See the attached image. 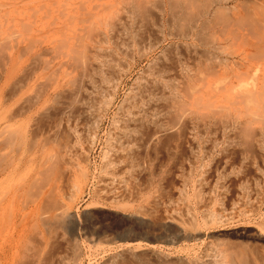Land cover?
<instances>
[{
  "label": "rangeland",
  "instance_id": "1",
  "mask_svg": "<svg viewBox=\"0 0 264 264\" xmlns=\"http://www.w3.org/2000/svg\"><path fill=\"white\" fill-rule=\"evenodd\" d=\"M126 1L125 0H0V57L2 56V58L0 59V64L2 63L1 62L2 59L5 60V59H8L9 56H13V58H14V70L13 71L16 72V74H17V75L15 74L13 76L14 78H11L10 80H8L7 83L2 82V81H5L3 78H1V80H0V90H1V92H0V120L2 119V121H0L1 122L0 127L2 125L5 126V125L9 124L6 127L9 126L10 129L19 128V129H15L18 131V132L16 131V133H17L16 136H17L19 133L23 132L24 128L27 125H29L30 127H33L35 125V123H37V121H39L38 115L29 119L28 112H26V114L24 113L23 115H20V116L17 115L16 119L12 116H14L16 111H18V109H20V108H18L19 106L21 108L27 106L26 104L22 103V102H27L26 98L30 99L29 97L35 96L36 94L38 95L39 91L41 90V87H43L44 84L52 83L53 78L55 76V73H60V71L62 72V70H65V69L71 70L70 68H67L69 65L72 64L71 63L72 61L68 60L69 58L71 59V56L67 57L68 59L65 57V56H68L67 53H69L68 49L70 46L76 47L78 43H80V42L82 43V41H83L82 44L86 43L85 45L86 46L88 45V47H89V48L88 47L87 48L89 50H91L90 46L92 45L93 41L90 38H92L96 34L95 35L93 34V36L91 35L92 37L90 36V38H89V36H87L89 34L85 31L88 28L87 29L84 28L85 30L84 29L83 30L85 32H82L83 30H81L80 28L84 27V26H81V25H83V24L89 25L88 23H93V21L94 22L98 21L97 23H104V22H108L111 19L110 21H112V22L115 21L118 23V24L115 22L113 23L114 24L113 25L114 31L112 33L115 34L114 36H116V37L118 36L119 40H121L120 37H122L125 33H126L124 35L125 38L124 39L122 38V40H124V41H125V39L127 41L128 39L138 37V35L140 33L141 34L143 33L142 35H144V36L150 35L151 37L153 34L154 37L159 38L161 34H160V32H158V30H155V29H158L157 25H156V24H158V22L155 19L160 18L159 17V10H158L159 6H157L159 1L157 0L158 1L157 2L156 0H151L154 3V4H152V2H151L152 7L150 5V2L149 3L147 2L148 4H145V1H144L143 3L145 5H143L144 7L142 6L143 7V9H142L140 7V5H142V4H139L140 0H136L139 4V7H140V8H138V6L136 5L137 9L139 10L138 11L136 9L138 14L136 13V10H134L135 5L132 4V2H135V4H137L136 1H132V0L130 1L129 0L131 2V3H129L130 6L127 5L128 3ZM142 1L143 0H141V3H142ZM154 1H156V2H154ZM155 4H156V6H155ZM131 6H132V8L129 9V7H131ZM148 6L150 7L148 9L152 8L151 9L152 11L151 10L150 11L145 10L146 7H148ZM153 6L155 7L156 11H153V9H154ZM157 7H158V9H157ZM87 10H89V14L88 15L85 14L86 16H84V13H86L85 11H87ZM131 10H132V12H131ZM144 10L146 11L145 13H147V14L149 13L150 16L155 14V13L157 14V12H158L156 18L152 19L153 21L155 20V22H153L152 20L151 21L147 20L148 18L145 17L147 14L143 13ZM129 12L131 14H134V12H135V14L130 15ZM141 12L143 13V15H145V16H143V17H145V19L142 17V15H140ZM81 13L83 14V17H82ZM129 16H131L132 19H131V17L129 18ZM134 16H136V17H134ZM153 17H155V15ZM151 18H152V16H151ZM151 18H149V19H151ZM105 19H106V21H105ZM107 19H109V20H107ZM99 20L101 22H99ZM82 21H83V24H82ZM84 21H86V22H84ZM130 21L132 22V24H129ZM146 21H149L150 23H148V22L146 23ZM112 22H109V23H112ZM133 22H136L138 24V26L135 23L134 24L135 27H134ZM122 23H123V25H122ZM141 24L142 25L146 24V26H147V24H149L152 29L150 28V26H147L148 28H145L146 27L145 25L142 28V27H140V26H142ZM214 24L213 23L211 24V27L213 28L211 30H213V31L210 32V29L209 30L207 29L208 31H205V34L208 37H205V35H204V38H205L204 41L209 39L210 42H212V40H215L214 42H216L218 38L220 40L219 36L222 35V37H221L222 40L219 42L217 41L219 44L217 42H216L217 44L212 42V46L214 44V46L222 45V46L228 47L227 44H229V43L227 41L229 40V42H231V44L232 43L234 44V47H233V44H232L233 48L230 47L231 45H229V48H231V49L228 48L227 50L229 52H231L230 50H232V49L234 50L236 47L235 45H237L236 44L237 40L231 38L234 40V42L236 40V43H234L233 40H231V39H227V41L225 43V40H224L225 38L223 37L224 35L220 31V29L222 30L223 27L220 25V23L218 24V22H216V24H218V25H216V24L214 25ZM118 25H120V26L122 25V26L119 27ZM117 26H118V29H121L124 32L126 29V32L124 33L121 30L116 29ZM152 26H155V27H152ZM179 26H180L179 24H176L177 28H175V29L178 30ZM122 27L123 28L125 27V29H123ZM138 27H139V29H137ZM128 28H130V29H128ZM214 28H215V30H214ZM216 28H218V29H216ZM134 29H137L138 32H135L137 30L132 31ZM79 30L82 33H86V34L85 35L83 34L84 37L79 39V40H81L80 42L76 41V44H74L75 43L74 37L78 33L76 31H79ZM116 30H118V31L116 32ZM128 30L132 31V34L134 37L132 36V34H129L131 32ZM140 30L143 32H141ZM166 30H168V29H166ZM88 31L90 33L89 29H88ZM120 31L122 32V34L120 33ZM155 31H157V32H155ZM73 32H74V35L72 36ZM81 32H79L80 36H82ZM91 32L96 33L94 31H91ZM209 32L210 33H212V32L218 33L217 35L215 34L216 36H214V37L218 36V38L214 39L213 34L210 35ZM79 33H78V35H79ZM136 33H139V34L134 35ZM154 33L156 35L158 34V36H156ZM117 34H119V35H117ZM141 34H140V36H141ZM78 35L75 38H77ZM126 35H128L129 37L127 36V38H126ZM148 36L145 37V39H146L145 45L146 46L148 45L147 41L151 40L153 42L152 39L154 38V37H152V39H151V37L150 36L148 37ZM209 36H212L213 39L211 40ZM68 38H69V43H67V44L65 43L66 41L63 42L64 44L59 42V41H63L62 39H64V40L66 39L68 42ZM141 38H143V37L141 36ZM148 38H150V39H148ZM70 39L74 41V42L72 41L73 45L71 44ZM154 40H155V38H154ZM173 40L171 39L172 42L168 41V42H165V44L163 43L164 45H160V47H156L155 49H152V51L147 49L148 50L147 51L148 56H146L145 61H144L145 58L140 59L141 61L138 58H136L137 61L134 64V66L132 67V70L130 72H128L129 74L127 73L126 76L121 81L123 84L120 83V85L117 89L115 101L113 102L112 107L110 106L111 107V108H109L110 110L109 109L107 110L103 121L100 123V125L98 127L99 131L97 129L95 131L96 133L93 132L92 128L90 130L87 127L89 125H86L85 127H86V129L88 128L90 131L88 129H87L88 130L87 131L84 127L83 130H86L87 133H89V134L91 133L94 136H96V137L92 136L94 141L92 139H90V136H88L86 131L84 133V131L81 130L82 128H78V130L79 129L81 130V131L79 130V132H80L79 136L81 138L80 142H82V141L84 142V143L82 142V144L79 142V146L83 148L84 152L87 150L88 145L86 146V144H88V141L89 140H92V141H89L90 146L88 147L91 150L90 151L88 150L87 151L88 153L85 152L86 155H88L87 161H86L87 164H85V166H86L85 168L87 169V174H88L87 176L88 177H87L86 183L84 185V188L81 190V191H83V193L81 192L82 194L81 193L77 194L72 202H69L70 201L69 196H70V192H71L70 191L71 190V181H70L71 178L69 179L70 182L67 181L68 180L67 178H69L70 176H68V177L65 176V174L69 175L67 169L65 168L66 166H63L64 168H62V166H61V169H63V171H61L62 173L60 176H62V178L61 177L57 178L55 181L52 180V178H51V180H48V183L45 181L43 183L42 178L39 177L40 176L39 173H38L39 175L36 174L34 177L35 172L36 173L38 172V170H36L37 169L36 167H38V160L37 159H39V155H40L38 153L39 150H37L36 153L33 152L34 154L30 153L27 149L24 150L23 153H21V157L23 158L25 163L23 162L19 166L18 169L16 168L14 170L15 172H13V174L10 178H8L6 181L0 183V197H2V195L4 194L3 192L6 189H8V191H9L7 193L5 191L6 195L4 194V196H7V198H6V202H7L6 203V210L3 209L0 212L2 225H3L2 227L4 230V235L7 238V240H11V238H12V241L13 240L16 241V242H14L15 244H13L10 247V251L8 252L7 259H5L2 255H0V264H18V263L19 264H108L107 263V262H109L108 259L110 260L109 264L110 263L115 264V262H116V264H119V262L120 263L122 262L123 264H125L126 262H127L126 264H135V262H133L134 260L130 261V258H128V259L123 258L122 259V257L119 256V252L124 250L127 247L133 249L135 247L136 242H139V241L142 242V243L141 242L139 243V247L142 246V248H141L142 252L139 251L138 253H143L144 247H145L144 248V250H145L146 248H149L150 245L154 244L155 249L159 250L161 253L164 252L162 254L160 253V255L162 257H164L165 256L164 254H166V253L167 254L165 257H167L169 254L170 257L168 256V258L170 259V261L168 258L164 257L166 259L165 264L167 263L166 261H168L170 264L171 263L172 264H177V263H179V264H204L205 263L206 264V262H208L207 264H210V263L212 264V263H214V259H215L214 257H216V255L219 253V251H223V250L225 251V252L223 251L225 257H227V259H229V261L233 264H236V263L241 264V261H245V262H247V264H250V263L251 264H264L263 263L264 262V231H263L264 228L261 225V220H262L261 218L264 215V159L262 157V156H264V154H263L264 151L263 150L260 151L255 147L263 155L260 154L258 151L256 152V149H254V148H252V150H249L251 153L248 154L247 151H245V150H247L246 148H244L242 150V148L244 146L241 144V142H237L236 139L238 140V138H236V139H234V142H232L231 146H228L229 149H227V150L229 152H227V150H226V152L228 154L227 153L223 154V152L222 153L220 152L222 150L221 147H220L221 150L217 146L216 147L218 149L216 147H215L216 148L215 149L211 143V140H214V141L220 140L219 139L221 136L220 135L221 134L220 129L223 126V124H220V123H222L226 120L229 121L230 117L233 118V116H235L234 114L238 113L237 112L238 108L235 109V108H233L234 106H230L231 103H230V105H227V104H229V101L231 102L233 100L232 95L236 94L235 91H234V93H233V91H232V93L229 90H228L229 92L226 91L228 86H229V88H231L232 86H234V84L238 85L237 83L239 81L240 82L243 81L242 79H244V76H246L247 73H249V72L251 73V71H252L251 74H254L255 72H257V73H259L257 76L262 75L263 72H261L262 71L261 68H263L264 60L261 61V64H262V62H263V64H262V67L259 69L262 74H260V72H258V70L257 71H255V69L253 70V68H255V67L251 66L252 68L251 67H250L251 69L248 68L249 70L244 68V70H247V73L243 72V71L242 72L238 71V72H240L239 76L241 74L244 75L242 77L241 76L239 77L237 73L235 74L236 76L233 75L234 73L231 70H230L231 73L229 75V70L227 71V69L223 68V66H222V68L221 67L220 68L222 69V71H224L223 73H226V71L228 73H226L224 75L222 73V71L220 70V72H221V76H220V74L218 72L219 70L216 72L215 68H214V70H212L211 69L212 67H210L209 65H205V64H208L207 62H210V61H208L209 60L208 59L209 55H207L208 52L206 54L208 57L207 58V57H205V54H204V53H206V51L203 52V49H202V48H206V47H204L205 42H203V45L201 42H199V44H197L196 41L194 42L195 44H197V48L199 47L202 49V50L201 49L197 50L199 52L201 50V52H200L201 55L204 54L202 56L203 57L202 58L200 56V53H197V51L195 53L193 52L194 50H196V48L193 49V46L189 45V43L190 44L192 43V40L190 38L186 39L187 41L184 39L186 42L183 39H179V40L175 39L174 40L175 42ZM209 40H208V42H209ZM177 42H179L180 44ZM184 42H185V45H183ZM208 42H206V43L209 46L210 42L209 43ZM249 42H252V41L249 40ZM81 43L78 46H79V48L80 47H83V48L78 49V50L86 52L87 48L85 49V47H84L85 45L82 46ZM171 43H173V44H171ZM176 43H177V46H176ZM69 44H71V45H69ZM178 44L181 45L180 47H181L182 51L180 49H177L179 47ZM169 45L172 47H174V46L175 47L173 48L174 51L172 49H168L171 51H170V53H167L166 47L171 48V47H169ZM210 45H211V43H210ZM61 46L62 47L64 46V48L62 49ZM184 46L186 48H184ZM187 46H191V47L188 48ZM71 47H70V49H71ZM164 47H165V49H164ZM208 48H210V47H207L206 49H208ZM70 49H69V51H72L73 48L71 50ZM82 49H84V50H82ZM185 49H187V50L190 49L189 53L191 55H193V54L198 55L199 54L198 55V56H200L199 58L196 55L193 56L194 58L196 57L199 60H200V58H201V60L205 59L204 60L205 62L203 61L204 63L200 62V63L204 64L203 65L204 67L202 66L201 68L206 69V67H208L207 69L209 71V67H210L211 73H212V76L210 78L212 79V81L215 80V78L217 79L218 76H220L219 77V79H220L223 76L229 75L228 76L229 78L226 77L228 80L230 79L229 81H227L224 77L222 78V79H224L223 80L224 82L225 81L228 82L227 86L224 85L226 83H223V85H221V82H223V81H221L222 79H220V80L217 79L216 82L219 80V82H217L220 85L219 88L223 87V89H224L223 91H221L223 93H220L221 96H222V94L227 95V93H228V95H230V93H231V96H230L231 98L229 97L231 100L227 96L219 98L220 94L216 90H215L216 91L215 92L213 89L212 90L215 92V94L217 93L216 94L217 96L216 97L215 96L210 97V98H212V99H210L209 95L212 96L211 92H210L212 85L214 84L213 87L216 86L215 89H217V87L219 85L215 84L214 83L215 81H213L212 82L213 84H211V80H210L209 76L207 79H209L210 83L208 82V80H206L204 78V77H207V75L209 73L208 72L206 75L207 69L205 71H203L205 73L203 75H205V76L202 77L199 74V76L202 77V78H200V84L202 82H204V79L206 80L204 82V85L205 86L207 85L206 86L207 89H205V88L204 89L208 90V91H203V92H204V94H206L205 92H207V94H208V95H206L207 100H210V102H211L212 100L215 101L214 98L216 99V101H215L216 103L212 102L213 103L212 105H214L212 107H216V105L217 106L225 105V103L229 99L228 103L226 104V107L222 106L224 110H221V112L223 111V113H221V112L219 113L218 109L214 108L215 111L217 110V114L218 113L221 114V117L219 116V114L216 116V113L215 112L213 113L214 110L212 111L213 108L210 107L211 103H209L208 101H206L207 104L204 103L205 99H206L205 95H204L205 99L203 98L204 101H202V102L205 105L201 104L202 110L200 109L201 111H199L198 117H202L206 113L209 115L211 113L210 108H211L213 115L210 114L209 119H208L207 114L205 115V116H207V118L205 116L203 117L204 121H206V119H207L209 124H208V122H204L202 120L203 118L202 119L198 118L200 121H203V123L202 122L201 123L204 124V126H206L207 124L209 126L207 125L208 128L207 127H201L203 125L200 126L201 129L203 128L202 130L204 132L199 128L200 130L197 133L198 129L196 130V128H195L194 134H193V132H190L192 136L189 135L190 133L187 134L188 136H187L186 140H187V143H189V145L185 142L184 145L182 146V148H177L179 151L175 148V145H174L173 146L174 148L172 147V149H170L172 151V152L170 151L171 154H170L169 150L166 153L162 151L161 153L158 154L156 161H154L151 164L144 165L143 166L144 168L134 166V168L133 167H128V168L124 167L125 169H122V168L120 169L119 166L123 167L122 165H119V166L113 165L116 167V170L118 168L117 171L115 170V167H113V166H112V168H108L109 166H107V168L106 167L103 168L104 165L102 162V156L101 155L104 152V149H106V151L109 150L108 149L109 147H108V144L106 143V141L108 142V139L110 138V136L112 134L115 135L114 134L115 131H113V129H114L113 126L116 127L114 130H116V132H117V128H118L117 126L118 125L114 124V123H116L115 121L119 120V118L121 119L123 117V115H122V113L118 114L122 109L118 113L116 111L120 109L119 105H121L123 98H125V95L128 93L127 91L130 90V88L134 84V81L136 83V79H139L138 76H140L141 78H142V76L145 77L146 74H148L149 70L151 71V68L155 70V68H158V66H159L158 69H160L161 67H164L165 65L170 67L171 65H175V63H179L180 66L185 67V69H186L185 70L183 68L185 70L184 71L182 69V67L179 68V65L176 64L174 66V68L176 66H178V67H176L175 69H177V70H178V68L182 69L180 71L181 72V74H180L179 70L177 73V71L174 72L175 69H173V66L170 67V68H172V70L174 72V74H173L172 70L170 69V72L172 73L171 77H173V76L177 77L178 74H180L179 75L180 78L178 77V79L180 82H182V84L180 85L179 81H178V84L183 87L184 86L183 84L186 83L185 72L187 73L188 70H192V69H194L192 71L195 72V67L197 69V64H198L195 61L199 62L198 59L197 60L194 59L195 61L193 60V62L190 61V60H192L193 57L190 54H186L187 50L185 51ZM48 50H50V51H48ZM165 50H166V53H165ZM178 50H180V52H181L180 54H182L183 56H184V52H185V56L187 55V57H185V58H187V59H188V55H189L190 56L189 57V61H190L189 63H192L189 65H191V66L193 65L195 67L192 66L193 67L192 69L188 68V70H187L186 66H184L182 63L185 64L186 62H184V61L188 62V60L187 59L185 60L182 55H178L179 54ZM191 50H192V53H191ZM11 51H13V54L11 53ZM162 51H164V53ZM215 51H218V50H215ZM72 52L74 53V51H72ZM171 52H172V54H171ZM202 52H203V54H202ZM9 53H11L12 55H10ZM73 53L70 52L69 54L73 55ZM45 54H47V56ZM149 54H151V55H149ZM158 54L162 55V57L160 58V55H158ZM168 54H171L170 55L171 59L168 58V56H169ZM173 54H175L176 56ZM217 54H218V56H221L222 53L220 54L219 52H217V53L215 52V55H217ZM51 55H52V57L54 56L56 58V56H57V59H59V58H61V59L58 60L57 62H55L57 59L56 60L53 59L54 57L52 58ZM163 55H165L167 57V59ZM172 55H173V57H171ZM42 56L45 58H42ZM157 56L161 60L160 59L158 60ZM174 56L178 59V61L174 58ZM178 56L179 57L182 56L183 60L180 58L181 60L179 61ZM225 56L228 59L229 58L232 59L231 55H230L231 56L230 57L229 55H225V54H223L221 56V58H224ZM4 57H5V59H4ZM136 57H138V56H136ZM63 58H65V59H63ZM153 58H155V61ZM43 59L44 60L47 59L48 66H46V67L50 68V66H51V68H50L51 70L49 68L48 69L44 68L45 65H47V64H46V61H44ZM51 59H53V60H51ZM66 59H67V62L65 63L66 65L62 66L61 63L63 61H66ZM148 59H150V60H148ZM168 59L171 62H169ZM49 60L52 62L50 63ZM157 60L159 63H157ZM173 60L177 61V62H175L174 64H171L172 62H174ZM248 60H251V59H248ZM211 61L213 62V65H211V66L217 67L218 64L214 65L215 62L213 61V59ZM53 62L57 63V65L54 66L53 64H55V63H53ZM149 62L152 63L151 67L148 66V64L150 65ZM162 62L164 64L165 63L166 64L163 65ZM167 62L170 64V66L168 65ZM249 62L251 63L253 61L251 60ZM41 63H43V64L41 65ZM156 63L158 66H156ZM246 63H247L246 65L249 64L248 62H246ZM62 64H64V63H62ZM159 64L161 65V67ZM187 64L188 63H186L185 65H187ZM153 65L155 67H153ZM58 66L60 69L58 68ZM61 66L64 69H61ZM191 66H189V67H191ZM0 67H3V65L2 66L0 65ZM42 68H43V70H42ZM218 68L219 67H217L216 69H218ZM53 69H58V70L55 72ZM0 70H2V69L0 68ZM15 70H17V71H15ZM44 70H45V72H44ZM49 70L50 71L53 70V73L50 72L52 75L54 74L53 76H51L50 73L48 74ZM143 71L144 72L148 71V72L143 73ZM176 73H177V76L175 75ZM200 73H201V71H200ZM243 73H245L246 75ZM31 74H33V75L30 78ZM47 74L50 75L51 77H48ZM170 74H169V76H170ZM231 74L233 75V77L235 76L234 78H236V80L238 82L236 80H234V78H232ZM248 75H247V77H248ZM23 76H24V79H23ZM230 76H231V78H230ZM45 77H46V80H45ZM247 77L245 79H247ZM249 77H251V76H249ZM249 77L247 79V82H245L246 80L244 79L245 83L243 82L244 85H242L244 88H247V89L250 88L252 85L251 79ZM15 78H17V79H15ZM239 78H242V79L238 80ZM231 79H233L234 82ZM231 81H232V85H230ZM207 82L209 83V85H211V86H209V88H208ZM246 83L249 85H247ZM1 84H2V86H1ZM8 84L10 87L8 86ZM26 84H28V85H26ZM130 84H131V86H130ZM204 85H203V87H204ZM124 86H125V88H124ZM1 87L4 90L1 89ZM243 87L240 90L245 92V93L248 92V90L247 89H246L247 91L244 90ZM109 89H112L111 84H109V86L107 87L106 94H107V92L108 93L111 92V90H109ZM250 89H249V93H251V91L254 90V87L252 86ZM220 90H222V89H219V91ZM233 90H236V89L233 88ZM119 91H120V93H119ZM225 91L227 93H225ZM237 91H239V89ZM7 92L9 93V96L7 95L8 94ZM125 92H127V93L125 94ZM209 92H210V94H209ZM22 93H23V95H21ZM252 93H254V92H252ZM5 94H6V96H5ZM218 94H219V96H218ZM254 94H256V92ZM237 95L238 96L234 95L235 97H233V98H235V99H236V97L238 99L240 98L241 100H239V101L243 102V99L239 96L238 92H237ZM7 97H9V98H7ZM13 97H15V98H13ZM226 97H227V99H226ZM255 97L257 98V101H258L259 96L256 95ZM19 98H21V99H19ZM256 98L254 100H256ZM260 98H262V97H260ZM6 99H8V100H6ZM16 99H18V101H16ZM222 99H223V101H224V99H226V102L222 101V103H224V104H218V103H221L220 101ZM238 99H237V101H238ZM2 100L4 102H2ZM217 101H218V103H217ZM239 101L237 104H236V102H233L232 104H234L235 106L237 105V107H239L240 104L241 105L244 104V103L239 102ZM24 105H26V106H24ZM206 105H208V108L210 107L209 109L206 107L208 109L207 111H209L210 113L207 111H205V113H204V110H206V109H203V106H206ZM253 106L250 105V110H255V109L251 108ZM120 107H122V105ZM225 108L227 110H225ZM229 108H230V114L231 115L229 114V111H228ZM239 108L243 109V105H242V107L240 106ZM14 109L15 110L17 109V110L15 111ZM220 109L221 108H219V110ZM233 109H235L236 112L231 111ZM227 111H228V113H227ZM201 112L203 113V115ZM225 112L227 113V116H228V114L230 115V116H228V118H225L226 115L223 117ZM232 113H233V115H232ZM6 114H7V116H6ZM10 114H13V115H10ZM106 115H107V117H106ZM116 115L117 116L120 115V116L117 117ZM262 115H264V114H262ZM5 116L7 118V119L6 118L5 119L8 121V123L5 122L6 121L4 119ZM9 116H11L13 119L11 117H10L11 119H9L8 118ZM211 116H213L214 119H216L217 121H219L220 119L223 120V118L225 120L219 121L220 123H218ZM260 117L259 118L261 120L264 119V116H260ZM113 118H115V119H113ZM190 118L193 119V117H190ZM260 119H258L259 122L256 121L258 123V125H261V123L264 122V121L260 122ZM112 120L113 121L115 120V121L112 122ZM199 120L197 121V124H198L197 128L199 127V123H200ZM214 121L217 122L216 125H214L215 124ZM3 122L6 124H4ZM213 122H214V124H213ZM205 123H207V124H205ZM87 124H90V127L92 126L94 128V126H93L94 124H92V121L90 123L88 122ZM210 125L212 127H214V129H219L220 134H219V132H217L218 130L215 131L214 129L211 128ZM255 125H257V124H255ZM101 126H103V127L101 128ZM216 126H219V128ZM3 127H1V128L3 129ZM6 129H8V128H6ZM10 129H9V131H10ZM110 129H112V130H110ZM210 129L214 130L215 132H212V130L209 132L208 130H210ZM94 130H95V128H94ZM9 131L7 132V130H5L7 136L15 137L10 133L12 131H10V132ZM107 131L108 132L113 131V133H111V132L108 133ZM200 132H201V134L202 133L203 134L201 135ZM211 132H212V135H211ZM81 133H82V135H84L83 137L81 136ZM0 134H1L0 135V140H1L2 136L6 135V134L5 133L2 134L1 129H0ZM213 134H214V136H213ZM218 134L220 135L219 137H218ZM107 135H109L108 136L109 138L106 137ZM199 136H201V137L199 138ZM211 136L215 137L216 139L211 137ZM84 137H86V138H84ZM206 137L207 138L209 137V139H207ZM16 138L18 141H20L19 135L17 137H15L14 139H16ZM12 141H14L13 138H12ZM192 141H195V142H192ZM214 141H213V143H214ZM92 142L94 143V145H92L93 144ZM19 143L20 142L14 143V145H12V142H11V144L6 147L7 149H5V148L2 149V152H6V151H8V152L3 154L0 151V153L3 155H8V156H6V159L9 157V155H11V156L19 155L18 150H20V152H21V144H19ZM186 144L188 146H186ZM197 144H198V147L200 149L197 148ZM233 144L234 145L236 144L237 146L235 145V147H233L234 146ZM209 145H210V148H209ZM214 145H215V143H214ZM17 147H19V148H17ZM203 148H204V150H203ZM236 148L239 150H237ZM36 149H40V145H38L36 147ZM195 149H197L198 151ZM199 150H201V151H199ZM206 150L208 152H206ZM240 150L244 151L245 155H243L244 153L241 152ZM209 151L211 152V154ZM185 152H186V154H185ZM162 153H164V155H162ZM197 153H198V155H197ZM218 153H219V156H218ZM246 153H247L248 158L246 156ZM148 154H151V152ZM172 154H173V156H172ZM238 154L243 155V157L239 156ZM251 154H252V156H251ZM166 155H167L169 161H168V159H166L167 158V157H165ZM169 155H170V157H172L171 159H170ZM226 155H227V157H226ZM33 156L36 159L34 158V160L32 162L28 161V157L33 158ZM149 156H151V155H149ZM228 156H230V157H228ZM10 157L8 160H11ZM244 157L246 159V162H243V161H245ZM175 158H176V160H175ZM189 158H190V160H189ZM241 158H243L242 159L243 161L240 160ZM254 158H255V160H254ZM76 160L77 159L72 157L69 159L70 163H68V164L69 165L72 164V166H73L76 164L75 163ZM191 160H193V162H191ZM176 161H178V162H176ZM222 161L223 162L226 161V162L223 163ZM2 163L3 162H1V164ZM201 163L202 164L204 163V165H202ZM243 163H244V166H243ZM65 164H67V161L65 162ZM159 164H161V165H159ZM146 166H148V167H146ZM65 169H66V172L63 175ZM106 170H108L109 172ZM110 170H111V172H110ZM72 171H73V169H72ZM73 173H74V171H73ZM110 173L111 174L114 173L115 175L114 174L111 175ZM29 174H30V177H29ZM114 177H116V179ZM30 178H34V181H33L34 184H32L33 187L31 185L29 188L28 184H29V180H31ZM45 183H46V185H45ZM23 184H24V186H23ZM23 187L26 191L24 189H22ZM44 188L47 189L49 192H51L50 194L47 192L48 193L47 195H52L54 193L53 194L54 196H52V197L47 196L46 197V195H45L46 199L44 200V196L42 197V195H44L46 193ZM123 188L126 189L125 192H124ZM30 189H32V190H30ZM128 189H129V191H128ZM41 190H43L44 192ZM13 191L16 193H14ZM100 192H101V194H100ZM130 192H131V195H130ZM111 193H113V194H111ZM121 195H122V197H121ZM124 196H125V198H124ZM50 197L54 198L56 200H59L58 202H60V203H61V201L66 202L67 204L72 203L71 204V212L75 216L74 219H75L76 224H74L73 221L70 222L68 225L57 224V222L56 223L55 222L49 223L50 225L47 224L48 226L44 224L43 213H42L43 211H41L42 210L41 207L43 206L42 204H44V203L47 204L46 200L50 199ZM2 199L0 198V200H2ZM9 200H10V202H9ZM50 200L48 201V203L50 202ZM118 200H120V201H118ZM44 201H46V202H44ZM7 204L9 206H7ZM46 204H44L45 206H43V207L53 209V207H51L52 205L47 204L48 205L47 206ZM125 204H127V205H125ZM39 206H41L40 207L41 210L38 208ZM49 209H47L49 214L54 213L51 211H56V210H50L49 211ZM39 210L41 211V213ZM136 212H137V214H136ZM212 215L215 216L216 219L220 220L221 222H218L216 219H214V221H213L212 220L213 218H210V217H213ZM5 218H7V219H5ZM160 218H161V220H160ZM3 219H5V221ZM194 220L195 221L197 220L198 222L197 221L196 222H197V224H199L198 225L199 228H196L197 230L190 228L192 226L189 225ZM3 221L5 222V224L3 223ZM215 221H216V223H213ZM160 223H163V224H160ZM187 229H188V231H187ZM183 231L185 232V235L188 234V236H185L186 239L182 238V237H184ZM112 232H114V233H112ZM197 232H199V233H197ZM136 233L138 235H142V236H139L138 238H136V239H138V241L131 238ZM198 234L201 236H199ZM156 237L158 239H156ZM19 238H22V239L20 241H18ZM124 238H126L127 240ZM24 239H25V241H26V239L28 241V242L26 241V244H24L25 243ZM152 240H154V241H152ZM134 241H136V242H134ZM19 242H21L20 244L22 246L19 244ZM27 243H29V245H28L29 250L27 247H25V246H27ZM121 243H123L124 246ZM155 243L158 245H156ZM238 244H240V245H238ZM126 245H127V247H126ZM132 245L134 247H132ZM146 245H147V247H146ZM226 245H228V246H226ZM233 245H235L234 248H231V247H233ZM237 245L240 248H237L238 247ZM244 246H245V248H244ZM32 247H34V250H32L33 249ZM228 248H229V250H227ZM235 250L238 252L236 253ZM251 250H252V253H251ZM33 251H35V252H33ZM145 251H148V250H145ZM242 252H243V254H242ZM248 252H249V254H248ZM115 253H118L117 256H114V255H116ZM146 253H144V255L142 256V260L147 261V259H149L150 261L151 260L154 261V257H152L150 255L148 256L149 252H146ZM232 253L234 256L232 255ZM227 254H229V255L231 254L230 257H232V258H229V255H227ZM235 254H237V255H235ZM145 255H147L148 257ZM117 257H118V259H117ZM236 257H238V258H236ZM239 257H240V259H239ZM211 260H213V262ZM129 261L133 262V263H130Z\"/></svg>",
  "mask_w": 264,
  "mask_h": 264
},
{
  "label": "bare ground",
  "instance_id": "2",
  "mask_svg": "<svg viewBox=\"0 0 264 264\" xmlns=\"http://www.w3.org/2000/svg\"><path fill=\"white\" fill-rule=\"evenodd\" d=\"M130 1L129 0L126 1L128 3L127 4L128 6H130V4H129V3H131ZM132 1H136V0H132ZM144 1H145V4H148L150 2L151 7H152V4H154L153 1H151V0H143L142 3H141V0H140L139 4H142V5H140V7L142 9L144 7L143 5H145L143 3ZM156 1H154V2H156ZM158 1H159V3H158L159 5L157 4V6H159V9H158V7H157V9L159 10V17H160L159 19L160 20L158 18L155 19L158 22V24H156L157 22L155 23L157 25V28H158V29H155V30H158V32H160L161 35H160L159 38L158 37L156 38L152 34V37H154L155 40H154V38L152 39V37L149 35L151 37V39L153 40V42L151 40L150 41H147V44H148L147 46L145 45L146 44L145 37H147L148 35L147 36H144V35H142L143 33L141 34L139 32L141 34V36L143 37V38H141V36H140L139 33L134 34V35H138L139 34L138 37H134L133 34H132V31H135V30L139 29V27L137 29L132 30V31L128 30V31L131 32L129 34H132V36L134 38L128 39L127 41L125 39V41H124V40H122V38L123 39L125 38L124 35L126 34L125 33L126 32V29H125V27L124 28L122 27L123 29H125V32L123 30H121V29H118V26L121 27L123 25V23H122L121 26L118 25L116 27V29L121 30L122 32L125 33L122 36L121 35L122 32L120 31V33H121L120 35L122 37H120L121 40H119L118 36L116 37V36H114L115 34L112 33L114 31L113 30V28H114L113 27V25H114L113 23L115 21L112 22V21H110L111 19L110 20L107 19L109 21L108 22H104V23H97L98 21L97 22L96 21L95 22L93 21V23H88L89 25H86V24L84 25L83 24V21H82V24L83 25H81V26H84V27H81V28L79 27V28L81 30H83L84 28L85 29L88 28L90 30V33L91 34L89 33L88 29L87 30L84 29V30L89 34V35H87V36H89V38H90L91 35L93 36V34L94 35L96 34L95 36H93L94 38L91 36L93 39L90 38L93 41L92 45L91 46L89 45L91 50L88 49L89 48L88 45L87 46L85 45L86 43L82 44L83 41L81 43L80 42L81 40H79L82 37H84V35L86 33H82V32H85V31L84 30L82 32L80 30L79 31H76L78 33L81 32L82 33L81 34L82 36H80V33H79V35L77 33L78 37L75 38L77 35L74 37V40H75V43L74 44H76V41H77V42H80L82 46L85 45L84 46L85 49L88 47L86 49L87 50L86 51L87 53L84 52V51L78 50V49L83 48V47H80L79 48L78 45H80V43H78L76 47L75 46L74 47L73 46L72 47L70 46L71 49L72 48L74 49V50L72 49V51H74V53L72 51H69L70 47L67 45L69 47L68 52L69 53L70 52L73 53V55L67 53L68 56H65L66 58L69 57V56H71V59L72 60L70 58L69 59L67 58L68 60L72 61L71 62L72 63L71 64L72 66L69 65L67 67V68H70L71 70L65 69V70H62V72L60 71V73H55V76L53 78V82L52 83L44 84L43 87H41V90L39 91L38 95L37 94L36 95L34 94L35 96L29 97L30 99H27L26 98L27 102H22L23 104H26L27 105V106L24 105L26 107H22L21 108L19 106L18 108H20V109H18V111H16L17 109L16 110L14 109L16 111V113L12 117H14L15 119L17 118V115L20 116V115H23L24 113L26 114V112H28L29 119H31L34 116L38 115V120L39 121H37V123H35V125L33 127H30L29 125H27L24 128L23 132H21V133L18 134L19 137H20V141H18L17 138L14 139L15 137L18 136V135L16 136V134H17L16 131L17 130H15V129H19V128H15V129L12 128V129H10L9 126L6 127L9 124H7L5 126L2 125L1 127L4 126L3 129L0 127V129L2 131V134H4V133L6 134L5 130H7V132H8L9 129H10V131H12V132H10V131L9 132L13 136H15V137H10V136H7V134L2 136V138H1L2 141L0 140V143H1L0 144V151L1 152H2V149H4V148L7 149L6 147L9 146L11 144V142H12V145H14V143H18V142H20L19 144H21V152H20V150H18L19 151V153H18L19 155H17V156H15V155L14 156L9 155V157L11 156L10 157L11 160H8L9 157L6 159V156H8V155H3V154H5L8 151L2 152L3 154L0 153V183L4 182L8 178H10L12 176L13 172H15L14 170L16 168L18 169L19 166L24 162L23 158L21 157V153H23L24 150L27 149L32 154H34L33 152L36 153L37 150H39L38 153L40 155H39V159H37L38 160V167H36L37 168L36 170H38V172L37 173L35 172L34 177H35L36 174L39 173L40 174L39 177L42 178L43 183H44V181L48 183V180H51V178H52V180L55 181L57 178H60V177L62 178V176H60L61 173H62L61 171H63V169H61V166H62V168H64L63 166H66L65 168L67 169L69 175L65 174L66 169H65L63 175L65 174V176H67V177L70 176L69 178H67L68 180L66 179L67 181H69V179L71 178V180H70L71 181V190H70L71 192H70V196H69V200H70L69 202H72L73 199L76 197L77 194H79L81 192L83 193V191H81V190L84 188V185H85L86 180H87V177H88L87 176L88 175L87 174V169L85 168L86 167L85 164H87L86 161H87V156H88V155H86V153H88L87 152L88 150L89 151L91 150V149L88 148L90 146L89 141H92V140L94 141V139L92 137L94 135L91 134V133L90 134L87 133V131L89 129L91 130V128H92L93 129L92 131L95 132L98 129L100 123L104 119V116H105L107 110L112 107V104L115 101L116 94H117V89H118L120 83H122L121 81L126 76V74L132 70V67L134 66V64L137 61L136 58H138L139 60L142 59V58H145L144 61L146 60V56H148L147 55V51H148L147 49H149L150 51H152V49H155L156 47H160V45H164L165 42L171 41V39L172 40L173 39L174 40L175 39L176 40H179V39H183V40L185 39L186 40V39L190 38L192 40V43L191 44L189 42L188 43H189V45H192L193 46V49L196 48V50L193 51L194 53L197 50L201 49L199 47L197 48V44H199V42H201L202 45H203V42H205L204 47H206V48L207 47H210L208 49L202 48L203 49V52L206 51V53H204L205 54V57H207V55H209L208 56L209 58L207 57L209 60L208 59L207 60L212 63L211 64L210 62H207L208 64H205V65H209L210 67H212L211 68L212 70H214V68H215L216 72L219 70L218 72H219L220 76H221L220 70L222 71V69H221L222 66H223V68L227 69V71L229 70V75L231 73L230 70L234 73L233 75H235L237 73L238 76H239V73H240L238 71H241V72L243 71V72H246L247 73V70H244V68L248 69L251 66L252 67H255V68H253V70L255 69V71L258 70V72H260L259 69L262 67V64H263V62L261 64V61L264 60V0H158ZM151 2H152V4H151ZM136 3L137 4H135V2H132V4L135 5V7L133 6L135 8L134 10L137 9V6H138V8H140L137 1H136ZM149 6L146 7L145 10H149L150 11L152 8L151 9H148V8H150ZM155 6H156V4H155ZM130 8H132V6L129 7V9ZM153 8H154L153 11H156L154 6H153ZM132 10H131V12H132ZM137 10H136V13H137ZM145 10L143 11V13L146 12ZM85 12L86 13H84V16H86L85 14H87V15L89 14V10H87ZM143 13L141 12V14L140 13L139 14L142 15V17H143V16H145V15H143ZM129 14L130 15H134L135 12H134V14H131L129 12ZM145 14H147V13H145ZM148 14L145 17L148 18L147 20H150L151 21L153 18H156L158 12H157V14L155 13V14L151 15L152 18L150 16V14L149 15ZM154 15H155V17H153ZM82 17H83V14H82ZM130 17L131 16H129V18ZM134 17H136V16H134ZM145 17H143V18L145 19ZM149 18H151V19H149ZM131 19H132V17H131ZM155 20L154 21L152 20V21L155 22ZM105 21H106V19H105ZM84 22H86V21H84ZM99 22H101V21L99 20ZM109 22H112V23H109ZM130 22H129V24H132V22L131 23ZM147 22L150 23L149 21H146V23ZM216 22H218V24L220 23V25L223 27V29L222 30L220 29V31L224 35L223 37L225 38L224 39L225 40V43H226L227 39L233 38V39H236L237 40V43H236V40L234 42V40L231 39V40H233L234 43L237 44V45H235L236 46L235 49L234 50L232 49L233 51L230 50L231 52H229L227 50L229 48V45H231L230 47H232V44H233V43L231 44V42H229V40L227 41L229 43V44H227L228 47H225V46H222V45H220V46H214V44L212 46V42L215 41V40H212V39L213 38L214 39L215 38L216 39L218 38V36L217 37H214L218 33H214V32L210 33L211 31H213V30H211V29H213L211 27V24L212 23L213 24L214 23L216 24ZM115 23H117V22H115ZM135 23L136 22H133V25ZM176 24H179L180 25L178 30L175 29V28L178 27V26L176 27ZM218 24H216V25H218ZM136 25L138 26L137 23H136ZM144 25L146 26V24H143L140 27L143 28ZM147 26H150V25L147 24ZM147 26L145 28H148ZM134 27H135V25H134ZM152 27H155V26H152ZM130 28H128V29H130ZM150 28H151V26H150ZM166 29H168V30H166ZM207 29L208 30L210 29V32H209L210 35L213 34V38H212V36H209L210 39L212 40V42H210V40L208 39L209 42L211 43V45L208 42V40L204 41L205 40L204 35H205V37H208L205 34V31H208ZM216 29H218V28H216ZM118 30H116V32ZM214 30H215V28H214ZM91 31H94L96 33H92ZM74 32H73L72 36L74 35ZM135 32H138V30L135 31ZM141 32H143V31H141ZM155 32H157V31H155ZM117 35H119V34H117ZM127 36L128 35H126V38H127ZM156 36H158V34ZM219 37H220V40L218 38L217 39L218 42L222 40L221 39L222 35L219 36ZM66 39L65 40L62 39L63 41H59V42H61L62 44H64L63 43L64 41H66L65 42L66 44L69 43V38H68V42H67ZM148 39H150V38H148ZM249 40H251L252 42H249ZM70 41H71V44L74 42L71 39H70ZM195 41L197 42V44L194 43ZM185 42H184L183 45H185ZM206 42L209 43V46H208V44ZM216 42H214V43H216ZM177 43H179V42H177ZM177 43H176V46H177ZM71 44H69V45H71ZM171 44H173V43H171ZM180 46L181 45H179V47L177 49H180L182 51V49H181ZM169 47H171V48L166 47L167 53H170V51H171V50H168V49H172L174 51L173 48L175 46L172 47V46L169 45ZM187 47L189 48L191 46H187ZM233 47H234V44H233ZM63 48H64V46L62 47V49ZM184 48H186V47L184 46ZM164 49H165V47H164ZM229 49H231V48H229ZM82 50H84V49H82ZM166 50H165V53H166ZM180 50H178L179 51V54L178 55H182V54H180L181 53ZM186 50L187 49H185V51ZM189 50H187L188 53L186 52V54H190L189 53L190 52ZM201 50H200V52H201ZM215 50H218V51H215ZM48 51H50V50H48ZM162 52L164 53V51H162ZM200 52L197 51V53H200ZM203 52H202V54H203ZM207 52H208V54H207ZM215 52L216 53L219 52L220 54L222 53L221 56L223 54L229 55V56L231 55L232 56V59H230V58L228 59L226 56L224 58H221V56H218V54L215 55ZM11 53L13 54V51H11ZM11 53H9V54L12 55ZM191 53H192V50H191ZM171 54H172V52H171ZM171 54H168L169 55L168 56L169 59H171L170 58V55ZM175 54H173V55H175ZM45 55L47 56V54H45ZM149 55H151V54H149ZM158 55H160V54H158ZM165 55H163V56H165ZM173 55L171 57H173ZM194 55L198 56L199 54L198 55L197 54H193L191 56L193 57ZM203 55H201V53H200V56L201 57ZM136 56H138V57H136ZM175 56H174V58L178 61V59ZM182 56H180V57L178 56L179 57V61L181 59L183 60V58L185 60L187 59V58H185V57H187V55L185 56V52H184L183 58H182ZM200 56H198V58ZM51 57H52V55H51ZM161 57H162V55H160V58ZM189 57L190 56L188 55V59H187L188 62L187 61H184V62L188 63L187 64L188 66L185 65L186 63L185 64L182 63L184 66H186L187 70H188V68L189 69H192L193 67H195L193 65H192L193 67L191 65H189V64H192V63H189V62L190 61L193 62L194 59L195 60L198 59L196 57L195 58L193 57L192 60L189 61ZM1 58H2V56L0 57V59ZM42 58H45V57L42 56ZM155 58H153L154 61H155ZM160 58L158 57L157 59L159 60ZM4 59H5V57H4ZM53 59L56 60L57 59V56H56V58L54 57ZM53 59H51V60H53ZM60 59L61 58L57 59L55 62H57ZM63 59H65V58H63ZM67 59H66V61H63L62 62L64 64L61 63L62 66L66 65L65 63L67 62ZM166 59H167V57H166ZM169 59H168V61L171 62ZM212 59L216 63V64L214 63V65H217L218 64L219 66L217 65V67H219V68L221 67L220 69L219 68L216 69L217 67L211 66V65H213V62L211 61ZM248 59H251L253 62L250 63L249 61H251V60H248ZM2 60H1L2 63L0 65L1 66L3 65V67H0L2 69V70H0V80H1V78H3L5 81H2V82H6L7 83V81L10 80L11 78H14L13 76L16 74V72L13 71L14 70V58H13V56H9L8 59H5L6 61L5 60L2 61ZM148 60H150V59H148ZM158 60H157V63H159ZM204 60L203 59L201 60V58H200L199 62L195 61L196 63H198L197 64V69L195 67V72L192 71L194 69L188 70L187 73L185 72V75H186L185 76L186 83L183 84L184 85L183 87L180 86L182 84V82L179 81L178 77L180 78V76H179L181 74L180 71L183 68L185 69V67L180 66L179 63H175L177 61H174V60H173L174 62H172L171 64H174L175 63V65L176 64L179 65V68L182 67V69H179L178 68L180 74H178V76H177L178 70L175 69V68L178 67V66H176L174 68L175 65H171V66H173V69H175L174 72L177 71V73L175 74L177 77H174V76L171 77L172 73L174 74V72H173L172 68H170L171 66H170V64L168 62L167 63H168V65L170 67H168L167 65H165L166 63L164 64L162 62V64L165 65V66L164 67H161V65L159 64L161 68L158 69L159 66L156 63V66H158V68H155V70L151 68V71L149 70V72L148 71H145L146 73L148 72V74H146L145 77L142 76V78H141L140 76H138L139 79H136V83L134 81V84L132 85L131 88L129 87L130 90L127 91L128 93L125 92V94L127 93L125 95V98L122 97L123 98V101L121 102L122 107H120L121 105H119V108L120 109L118 108L119 110L116 111L118 113L122 109L118 114L122 113V115H123V117L121 119L119 118V120H116V121L114 120L116 122L114 124H117L118 125L117 126L118 127L117 128V132H116V130H114L116 127H114L112 125L113 128H114V129L112 128L113 131L116 132V133L114 132L115 135L112 134L113 135L112 136L110 134L111 135L110 138L108 137L109 135L106 136L107 138H109L108 139V142L106 141V143L108 144V147H109L108 149L109 150L106 151V149H104V152L101 155L102 156V162H103V165H104L103 168L104 167L107 168V166H109L108 168H112L113 165H115V166L116 165H118V166L119 165H122L123 167H120L119 166L120 169L121 168L122 169H125L124 167H126V168L133 167L134 168V166L144 168L143 167L144 165H148V164H151L154 161H156V158L158 157V154L161 153L162 151L166 153L169 150V152H170L171 151L170 149H172V147L174 145H175V148L176 149L177 148H182V146L184 145V143L185 142L187 143V140H186V138L188 136L187 134H189L190 132H193V134H194L195 128H196V130L198 129V131H197V133H198L199 130L201 129V127H207V125L209 124V122L206 119L207 116H208V119H209L210 114L213 115V113L215 112L216 113V116H217L221 112V110H224L223 107H226V104L228 103L229 99L231 98L230 96H231L232 91H233V93L235 91V93H236V94H234L235 96H238L237 95V92H238L239 96L243 99V102L242 101H239V100H241L240 98L239 99L237 97H236V99L233 98L235 96L232 95L233 96L232 97L233 100L231 102L229 101V104H227V105H230V103H231L230 106H234L233 108H235V109L238 108L237 109V112L238 113L237 114H234L235 116H233V118L230 117L229 118V121L228 120L224 121L225 119L223 118V120L220 119L219 121H224V122L220 123L219 121H217L216 119H214L213 116H211L218 123L223 124V126L221 125L222 128L220 129L221 130V134L219 132V129H214V127H212L213 125L212 124H211L212 126L210 125L211 128L214 129L215 131L218 130L217 132H219V134L221 135L220 136L218 134V137L220 136V138H219L220 140H218V141L215 140L216 142L214 140H211V143H212L213 147L215 148L217 146V147H219V149L221 147L222 150L220 149L221 150L220 152L221 153L223 152V154L224 153L226 154L227 152H229L227 150V149H229L228 146H231L232 142H234V139L238 138V140L236 139V141L237 142H241V144L244 146V147L242 146L243 147L242 150L244 148H246L247 150H245V151H247L248 154L251 153L249 150H252V148H254V149L257 148L260 151L261 150L264 151V122H263L264 119H262V120L260 119L261 118L260 116H264V115H262V114H264V69H263L264 68V64H263V68H261V70H262L261 72H263V74L260 72V74H262V75H259L260 77L257 76L259 74L257 72H255L254 74H251L252 71H251V73L250 72L247 73V75L249 74L248 77L251 76V77H249L251 79V84H252L251 87L253 86L255 91L252 89L253 91H251V93H249V89L251 87L247 89V88H244L242 86V85H244L245 82H247V79H248V77H247V75L245 73H243V74H245L246 76H244L242 74L240 76L241 77L244 76V79L247 77V79H245L246 80L245 81L244 79L239 78L238 80H240V79L243 80L241 82L240 81L238 82L236 80V78H234L236 75L233 77V75L231 74L232 78H234V80H236L238 82L237 83L238 85H235L234 84V86H232L236 90H233L232 87H231L232 88L231 89L228 86V88H227L226 91L229 90L231 92L230 95H228V93L225 91V93H227V95L226 94L225 95L222 94V96H221L220 93H223L221 91H223L224 89H223V87L219 88L220 85L217 82H219V80L222 79L223 77L227 81H229L230 79L228 80L226 78L229 75L223 76L222 78L219 79L220 76H218L219 75L218 74L217 75L218 76L217 79H219V80L217 82H216V80H217L216 78H215V80H213V81H215L214 82L215 84H218L219 85L217 87V89H215L216 86L213 87L214 84L212 83L213 81L210 78L212 76L211 69L209 67V71H208V69H207L208 67L205 66L206 69H207L206 75H207L208 72L209 73H208L207 77H204V78L206 80H208V82L210 83L209 79H207L208 76H209V78L211 80V84H213L211 90L209 89L210 92H211V95H212V96L209 95V98L210 97H213V96L216 97L217 96L216 95L217 93L215 94L216 91L220 94V96L218 94L219 98L220 97L222 98V97H225V96H227L228 98L230 97L227 102H226L227 97H226V99H224V101L226 102L225 105H220L221 107L220 106H217V105H216V107H212V106H214V105H212L213 104L212 102L216 103L215 102L216 99L214 98L215 101L212 100L211 102H210V100H207L206 95H208V94H207V92H205L206 94H204V92H203V91H208V90H205V89H207V87H206L207 85L206 86L204 85V82L206 81L204 78H203L204 79V82H202L203 84L202 83H201L202 85L200 84V78H202L203 76H205V75H203V74H205L203 71H205L206 69H202L201 68L204 65L203 64L205 62ZM44 61H46V64H47V59H45ZM51 62L52 61H50V63ZM55 62H53V63H55ZM151 62H149L150 65L147 63L149 67H151V64L153 63V62L152 63ZM200 62H203V63H200ZM246 62H248L249 64L246 65L247 64ZM42 64L43 63H41V65ZM53 65L54 66L57 65V63H55ZM154 65H153V67H155ZM46 66H48V64L45 65V67L44 66L43 67L46 68V69H48L49 67H46ZM62 66H61V69H64ZM189 66H191V67H189ZM50 68H51V66H50ZM58 68H59V66H58ZM170 69L172 70V73L170 72ZM42 70H43V68H42ZM45 70H44V72H45ZM50 70H49L48 74L50 72L53 73V70L56 72L58 69H53L52 71H50ZM15 71H17V70H15ZM200 71H201L202 74L200 73ZM227 71H226V73H228ZM145 72L143 71V73H145ZM223 72L224 71H222V73ZM226 73H223V74L225 75ZM169 74H170V76H169ZM199 74L202 77H200ZM32 75L33 74L30 75V78L32 77ZM53 75L51 74V76H53ZM51 76L48 75V77H51ZM231 76H230V78H231ZM15 79H17V78H15ZM23 79H24V76H23ZM45 80H46V77H45ZM223 80L224 79H222L221 81H223ZM231 80L234 82L233 79H231ZM178 81H179L180 85L178 84ZM227 81L221 82V85H223V83H226L224 85L227 86V84H228ZM232 81L230 82V85H232ZM209 83H208V88H209V86H211V85H209ZM109 84H111L112 89H109V90H111V92H109V93L107 92V94H106L107 87L109 86ZM26 85H28V84H26ZM203 85H204V87H203ZM247 85H249V84H247ZM1 86H2V84H1ZM8 86H9V84H8ZM130 86H131V84H130ZM242 87L244 88V90L247 89L248 92L245 93V92L241 91L240 89ZM124 88H125V86H124ZM218 88L219 89H222V90L219 91ZM1 89H3V88L1 87ZM212 89L214 91L215 90L216 91L214 92ZM238 89H239L240 92L237 91ZM0 92H1V90H0ZM210 92H209V94H210ZM252 92H254V93L256 92V94H254ZM119 93H120V91H119ZM7 95L9 96V93ZM21 95H23V93ZM204 95H205V98L206 99L204 98ZM256 95L259 96V100L258 101H257V98L255 97ZM5 96H6V94H5ZM260 97H262V98H260ZM7 98H9V97H7ZM13 98H15V97H13ZM203 98L205 99V102L204 103H206V101H208L209 103H211V106L210 107L213 108L212 111L214 110V108L218 109V111H219L218 114H217V110L216 111L214 110L213 113H212L211 108L209 107L210 108V112H211L210 113L209 111H207L209 109L208 108V105L203 106V109H206V110H204V113H205V111H207V112L210 113L209 115L206 113L207 116H205L206 114H204V116L206 117L205 118L206 121H204V118H203L204 116L198 117L199 116V111L202 110L201 104L202 105H205L202 102V101H204ZM255 98H256V100H254ZM19 99H21V98H19ZM210 99H212V98H210ZM237 99H238L239 102L244 103V104H242L243 105V109L242 108H239L240 106L242 107L241 104H240L239 107H237V105L235 106L234 104H232L233 102H236ZM6 100H8V99H6ZM16 101H18V99H16ZM222 101H223V99L220 101L221 103H218V101H217V103L218 104H224V103H222ZM238 101L236 102V104L238 103ZM2 102H4V101L2 100ZM250 105H252V106L254 105L251 108H253L255 110H250ZM219 108H221V109L219 110ZM230 108L228 109L229 114H230ZM235 109H233L231 111L236 112ZM225 110H227V109L225 108ZM228 111H227V113H228ZM221 113H223V111ZM225 113H224L223 117L225 115L227 116V113L226 114ZM229 114H228V116L231 115V114L230 115ZM10 115H13V114H10ZM202 115H203V113H202ZM232 115H233V113H232ZM6 116H7V114H6ZM6 116L4 117V119L6 118ZM119 116L120 115H118L117 117H119ZM219 116L221 117V114H219ZM226 116H225V118H228V116L227 117ZM10 117L11 116H9L8 118L11 119L12 117L11 118ZM106 117H107V115H106ZM190 117H193V119L190 118ZM198 118L199 119H202L203 118L202 120L204 122H208V124L205 123L207 125L204 126V124H202L203 121H200ZM113 119H115V118H113ZM258 119H260V122L261 121L263 122V123H261V125H258V123H257V122H259ZM198 120H199L200 123H199V127L197 128V126H198L197 121ZM0 121H2V119ZM91 121H92V124H94L93 126H94L95 130H94V128L92 126L90 127V124H87L88 122L90 123ZM114 121L112 120V122H114ZM5 122L8 123L7 120ZM214 122H213V124H214ZM217 122H215L214 125H216ZM4 124H6V123H4ZM255 124H257V125H255ZM86 125H89V126H87L89 128V129L87 128L88 130L85 127ZM201 125H203V126H201ZM84 127H85V129L87 131L86 130H83ZM102 127L103 126H101V128ZM216 127L219 128V126H216ZM6 128H8V129H6ZM78 128H82L81 130H83L84 133L86 131V133L88 134V136H90V139H92V140H89L88 141V144H86V146L88 145L87 146V150L85 151L86 153L84 152L83 148L79 146V142H80L81 138L79 136L80 135V132H79L80 129L78 130ZM112 129H110V130H112ZM212 129H210L208 131L210 132ZM214 130H212V132H215ZM98 131H99V129H98ZM113 131L112 132L110 131V132L113 133ZM110 132H108V133H110ZM212 132H211V135H212ZM82 133H81V136L83 137L84 135H82ZM200 134H201V132H200ZM189 135L192 136L191 133ZM213 136H214V134H213ZM213 136H211V137H213ZM94 137H96V136H94ZM200 137L201 136H199V138ZM12 138H13L14 141L15 140L16 141L15 142L12 141ZM84 138H86V137H84ZM213 138H215V137H213ZM207 139H209V137ZM213 141H214L215 145H214ZM82 142H80V143L82 144ZM192 142H195V141H192ZM187 144L189 145V143H187ZM187 144H186V146H188ZM38 145H40V149H36V147ZM92 145H94V143ZM235 145L233 147H235ZM19 147H17V148H19ZM197 148L200 149L198 147V144H197ZM209 148H210V145H209ZM257 149H256V152L258 151ZM195 150H197V149H195ZM203 150H204V148H203ZM207 150H206V152H208ZM226 150H227V152H226ZM237 150H239V149H237ZM242 150H240V151L244 153V151H242ZM199 151H201V150H199ZM260 151H258V152L260 153ZM150 152H151V154H148ZM171 152H170V154H171ZM198 153H197V155H198ZM247 153H246V156H247ZM185 154H186V152H185ZM210 154H211V152H210ZM260 154H262V153H260ZM263 154H264V152H263ZM149 155H151V156H149ZM162 155H164V153H162ZM243 155H245V153ZM243 155H239V156H242L243 157ZM172 156H173V154H172ZM218 156H219V153H218ZM251 156H252V154H251ZM29 157H28V161H31V162L35 158L34 156H33V158L32 157L29 158ZM72 157H74L75 159H77L76 162H75L76 164L73 165V166H72V164L71 165L68 164V163H70L69 159L72 158ZM165 157H167V155ZM169 157H170V155H169ZM226 157H227V155H226ZM228 157H230V156H228ZM262 157L264 159V156H262ZM171 158L172 157H170V159ZM247 158H248V156H247ZM166 159H168V157ZM242 159L243 158H241L240 160L243 161ZM244 159H245V157H244ZM175 160H176V158H175ZM189 160H190V158H189ZM254 160H255V158H254ZM66 161H67V164L68 165L65 164ZM168 161H169V159H168ZM1 162H3V163L1 164ZM176 162H178V161H176ZM191 162H193V160H191ZM224 162H226V161H224ZM243 162H246V159ZM204 163L203 164L201 163V164L204 165ZM159 165H161V164H159ZM115 166H113V167H115ZM243 166H244V163H243ZM146 167H148V166H146ZM72 169H73L74 173H73ZM115 170H116V167H115ZM117 170H118V168H117ZM106 171H108V170H106ZM110 172H111V170H110ZM113 174H111V175H113ZM29 177H30V174H29ZM114 178L116 179V177H114ZM30 179L31 180H29V184L27 183L29 188H30V186L32 184H34L33 183L34 178H30ZM45 185H46V183H45ZM23 186H24V184H23ZM32 187H33V185H32ZM22 189H24V187ZM30 190H32V189H30ZM125 190L126 189H124V192H125ZM5 191H6V193L9 192L8 189H6ZM5 191L3 192L4 194H5ZM41 191H43V190H41ZM128 191H129V189H128ZM45 192L46 193L45 194L43 193L44 195H42V197L44 196V200L46 199L45 198V195H46V197L47 196L48 197L49 196H51V197L54 196L53 195L54 193L52 195H47L48 193L49 194L51 193L47 189H45ZM14 193H16V192H14ZM4 194L2 195V197H0L1 199L4 197L2 200H0V212L3 209L6 210V203H7L6 202V198H7V196H4ZM100 194H101V192H100ZM111 194H113V193H111ZM130 195H131V192H130ZM51 197H50L51 200L47 198L48 200H46V201H47V204L52 205L51 207H53V209H49V208L43 207V206H45L44 204H46V203H44V202H46V201L43 202L44 204L41 203L43 205L42 206L43 208L41 206L38 207L39 209L41 207L42 210L41 209L40 210L43 211L42 213H43L44 224L47 225L49 223H53V222L56 223L57 222V224L68 225L72 221L74 222V224H76L75 223V219H74L75 216L71 212V204L72 203L71 204L70 203L67 204L66 202H62V201L60 203V202H58L59 200H56V199L51 198ZM121 197H122V195H121ZM124 198H125V196H124ZM49 200H50V202L48 203ZM118 201H120V200H118ZM9 202H10V200H9ZM125 205H127V204H125ZM7 206H9V205L7 204ZM47 209H49V211L50 210H56V211H51V212H54V213L49 214V212H48ZM41 211H40V213H41ZM136 214H137V212H136ZM7 218H5V219H7ZM210 218H213L212 219L213 221H214V219H216L215 216L210 217ZM5 219H3V220L5 221ZM261 219H262L261 220V225L264 228V215H263V217ZM160 220H161V218H160ZM4 221H3V223L5 224ZM196 221L194 220L191 224H189L190 226H192L190 228H193V229L199 228L198 227L199 224H197L198 221L197 222ZM217 221L218 222H221L220 220H217ZM213 223H216V221L213 222ZM160 224H163V223H160ZM2 226L3 225H2V220H1V216H0V255H2L5 259H7L8 252L10 251V247L13 244H15L14 242H16V241L15 240L12 241V238H11V240H7V238L4 235V230H3V227ZM187 231H188V229H187ZM263 231H264V229H263ZM112 233H114V232H112ZM197 233H199V232H197ZM139 236H142V235H138L136 233L131 238L132 239H135L136 241H138V239H136V238H138ZM183 236L184 237H182V238H185V236H188V234L185 235V232H184V235ZM199 236H201V235H199ZM21 239L22 238H19V240L18 239L17 240L20 241ZM124 239H126V238H124ZM156 239H158V238L156 237ZM154 240H152V241H154ZM24 241H25V239H24ZM26 241H27V239H26ZM26 241H25L24 244H26ZM136 241H134V242H136ZM140 242L141 241L136 242L135 247L132 245V247H134L133 249L127 247V245H126L127 248H125L124 250L120 251L119 252V256H121L122 259L123 258H125V259L126 258L127 259L130 258V261H133L134 260L133 262H135V264H165V260H166L165 258H168V256L170 257L169 254H168L167 257H165L167 253L164 254L165 256L163 255L165 258L162 257L160 255L161 252L159 250L155 249V245L154 244L150 245L149 248H146L145 249V250H148V251H145L144 250L145 247H144L143 248V253H138L139 251L142 252L141 251L142 250L141 249L142 246L139 247V243ZM20 243L21 242H19V244ZM121 244L124 246L123 243H121ZM28 245H29V243H27V246H25V247L28 248ZM156 245H158V244H156ZM238 245H240V244H238ZM226 246H228V245H226ZM234 246L235 245H233V247H231V248H234ZM146 247H147V245H146ZM32 248H33L32 250H34V247H32ZM237 248H240V247L238 246ZM244 248H245V246H244ZM28 250H29V248H28ZM227 250H229V248ZM236 250H235V252L237 253L238 251H236ZM35 251H33V252H35ZM223 251H219V253L216 255V257H214L215 258L214 259V263H212V264H233V263H231L229 261V259H227V257H225V255H224V252L225 251L224 252ZM146 252H149L148 253V256L150 255V256L154 257V261H152V260L150 261L149 259H147V261L146 260L145 261L142 260V256ZM162 253H164V252H162ZM251 253H252V250H251ZM115 254L116 255H114V256H117L118 253H115ZM242 254H243V252H242ZM248 254H249V252H248ZM227 255H229V254H227ZM230 255H229V258H232V257H230ZM232 255H233V253H232ZM235 255H237V254H235ZM145 256H147V255H145ZM236 258H238V257H236ZM117 259H118V257H117ZM239 259H240V257H239ZM108 261L110 262L109 259H108ZM169 261H170V259H169ZM211 261L213 262V260H211ZM109 262H107V263L109 264ZM133 262H130V263H133ZM166 262H167L166 264H170L168 261H166ZM207 263L208 262H206V264ZM115 264H116V262H115ZM119 264H123V263L122 262L121 263L119 262ZM177 264H179V263H177ZM241 264H247V262L241 261Z\"/></svg>",
  "mask_w": 264,
  "mask_h": 264
}]
</instances>
